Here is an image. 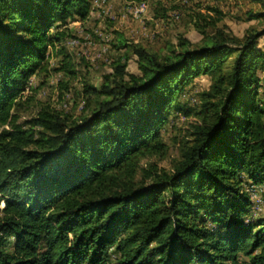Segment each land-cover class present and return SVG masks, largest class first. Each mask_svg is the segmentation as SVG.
Returning a JSON list of instances; mask_svg holds the SVG:
<instances>
[{
    "label": "trees",
    "instance_id": "16d2710c",
    "mask_svg": "<svg viewBox=\"0 0 264 264\" xmlns=\"http://www.w3.org/2000/svg\"><path fill=\"white\" fill-rule=\"evenodd\" d=\"M88 4L0 0V264H264V228L245 224L242 191L244 179L264 184L262 34L220 31L165 55L136 48L141 74L118 66L101 91L86 88L98 96L89 113L42 105L20 122L49 46L74 74L65 34L51 29ZM202 74L212 83L181 159L170 172L142 167L167 153L161 130L172 109L192 112L177 98Z\"/></svg>",
    "mask_w": 264,
    "mask_h": 264
},
{
    "label": "rangeland",
    "instance_id": "374dc122",
    "mask_svg": "<svg viewBox=\"0 0 264 264\" xmlns=\"http://www.w3.org/2000/svg\"><path fill=\"white\" fill-rule=\"evenodd\" d=\"M220 31L239 38L259 32L262 35L256 46L264 49V0H89L85 18L76 16L51 29L52 34H65L62 44L71 55L74 74L60 70L63 57L57 48L49 46L45 69L31 77L22 92L23 100L29 94L33 100L19 111L20 122L29 121L42 105H49L63 118L78 120L90 112L98 98L95 93H86V88L101 91L111 83L107 78L118 66L127 73L141 74L136 48L165 55L183 40L200 45L205 37ZM257 74L261 78L257 99L264 105V74ZM211 83V77L202 74L186 87L177 103L192 112L170 111L161 130L168 151L163 157L145 160L142 167L172 171L201 122L196 108L200 94ZM242 191L250 200L245 224L255 223L257 230L264 228V184L244 179ZM240 260L248 263L247 257L240 256Z\"/></svg>",
    "mask_w": 264,
    "mask_h": 264
}]
</instances>
